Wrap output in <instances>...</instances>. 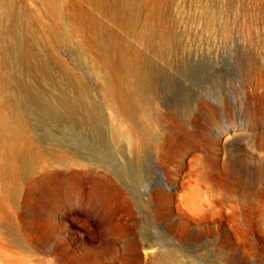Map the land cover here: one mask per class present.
I'll return each instance as SVG.
<instances>
[{
  "label": "rangeland",
  "instance_id": "1",
  "mask_svg": "<svg viewBox=\"0 0 264 264\" xmlns=\"http://www.w3.org/2000/svg\"><path fill=\"white\" fill-rule=\"evenodd\" d=\"M61 4L101 17L136 51L133 114L148 144L137 154L121 136L68 19L14 0L24 15L1 25L0 104L41 162L6 188L0 264H157L170 249L194 264H264V0H146L138 37L87 0ZM61 185L76 193L64 222L45 218Z\"/></svg>",
  "mask_w": 264,
  "mask_h": 264
},
{
  "label": "bare ground",
  "instance_id": "2",
  "mask_svg": "<svg viewBox=\"0 0 264 264\" xmlns=\"http://www.w3.org/2000/svg\"><path fill=\"white\" fill-rule=\"evenodd\" d=\"M87 1L96 7L100 16L102 14L112 21H119L120 27L128 34L134 37L140 35L138 11L146 0ZM13 2L14 0H0V48L2 58L4 57L3 48H5L3 47L6 33L4 29L7 27L4 28L1 25L10 20L14 23H20L24 15L22 11H13ZM42 3L58 24L65 25L68 19L70 34L78 37L81 45L86 46L93 54L98 77L103 84L102 90L108 97L109 104L115 113V119L121 126V136L131 146L134 153H140L148 144V129L146 124L143 125V129L139 128L136 125L137 116L133 114L134 106L140 102V97L143 95L140 84L136 82V79L142 75V69L137 63L136 51L120 34L113 32L101 17L78 9L68 14L62 6L61 0H42ZM28 29L30 37L36 40L35 30L32 27H28ZM149 32L152 33V27L149 28ZM28 54L31 55L30 51H28ZM77 89L80 96H85V90L82 86L78 85ZM4 107L0 104L1 204L4 202L7 186L17 182L21 171L37 168L41 162L38 154L30 148L24 139L22 129L19 128L13 118L5 115ZM263 126L264 114L258 116L255 120L256 128L261 129ZM261 137L264 142V132L261 133ZM54 162L61 167L65 166V161L60 157L55 158ZM57 192L52 198L53 210H46L45 218L51 219L54 216L53 214L57 212L61 214V221L64 222L67 216L70 217L76 211L74 208L76 193L66 185H61ZM92 202L91 207L100 217V214H103V201L92 200ZM16 235L14 236V243L18 244L21 238L20 235ZM187 257L179 251L170 249L166 254L157 257V264H194V261L189 260Z\"/></svg>",
  "mask_w": 264,
  "mask_h": 264
}]
</instances>
